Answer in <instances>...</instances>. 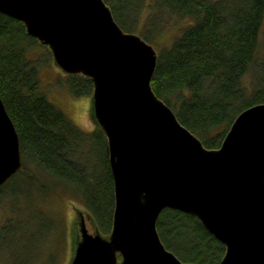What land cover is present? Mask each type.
Wrapping results in <instances>:
<instances>
[{
  "label": "water",
  "instance_id": "95a60500",
  "mask_svg": "<svg viewBox=\"0 0 264 264\" xmlns=\"http://www.w3.org/2000/svg\"><path fill=\"white\" fill-rule=\"evenodd\" d=\"M110 9L105 0H0V11L24 22L56 64L94 84L114 179L113 227L103 237L82 219L70 264H194L158 234L166 207L194 214L226 246L219 264H264V102L236 116L222 146L207 148L152 90L157 50L123 30ZM5 107L0 96V185L22 166Z\"/></svg>",
  "mask_w": 264,
  "mask_h": 264
},
{
  "label": "trees",
  "instance_id": "16d2710c",
  "mask_svg": "<svg viewBox=\"0 0 264 264\" xmlns=\"http://www.w3.org/2000/svg\"><path fill=\"white\" fill-rule=\"evenodd\" d=\"M105 2L123 30L140 34L156 47L152 90L207 148L222 146L236 116L264 102V0ZM23 23L0 11V96L19 133L23 162L42 170L25 171L24 165L0 185V202L7 199L11 206L0 226V257H7L4 264H31L40 240L55 224L40 209L46 203L33 195L32 183L40 185L44 201L51 195L64 197L57 193L60 187L79 197L103 234L111 233L115 204L104 130L86 132L41 90L39 61L33 55L38 46L45 49L48 45L29 35ZM175 24L176 32L161 44L156 37ZM92 82L83 74L64 78L75 97L92 95ZM89 143L92 153L102 150L100 160L86 156L84 163L80 151ZM14 180L15 186L7 189ZM200 221L192 213L166 207L156 224L166 248L182 261L219 264L226 246ZM56 239L59 245L62 238ZM50 250L51 255L39 264L60 263L58 246Z\"/></svg>",
  "mask_w": 264,
  "mask_h": 264
},
{
  "label": "rangeland",
  "instance_id": "374dc122",
  "mask_svg": "<svg viewBox=\"0 0 264 264\" xmlns=\"http://www.w3.org/2000/svg\"><path fill=\"white\" fill-rule=\"evenodd\" d=\"M145 17L146 15H141V24L144 23ZM176 28H178V25L175 24L174 26H171L169 30H166L165 34L156 38L161 42V44L166 43L168 40L166 38L170 39L171 35L176 32ZM261 33L262 39L264 40V28ZM39 42L41 41L39 40ZM154 48L156 47L154 46ZM37 49L38 50L36 54L33 55V58H36L39 61L40 87L45 95L48 96L54 105L58 106L63 112H65L66 115H68L76 123V125L84 129L86 132L91 133L96 131L98 128H101V125L95 116L93 94L84 97H75L72 95L66 84H64V78L67 75V72L56 64V60L54 59L50 47L48 46V48L44 49L43 47L38 46ZM90 146H92L91 143L82 147L83 151H80V153L85 155V159H81L84 163H86V156H89L91 161H96L101 155V149L98 154H94L88 148ZM22 160H25L23 155ZM23 165H25V171L30 172L31 170L38 169L37 166L33 165L30 161L25 162ZM38 170H42V168H39ZM37 172L38 175L41 174L40 171ZM14 183L15 180L8 186L7 189H11L13 185L15 186ZM30 186L31 188L29 189H33V195L38 197L42 203H46V205L41 204L42 207L40 209L44 210L49 219L53 218L56 220L44 241L40 240V244L37 247L36 259L33 260V262L31 261V264H39V261L44 258L47 259V257L51 255L50 249L53 246H58V251L61 253L60 256L59 253H56L59 256L58 257L56 255V258H58L57 260H61L59 264H70L75 255L77 242L81 237V220H85L90 233H95L97 231L100 232L97 227L95 217H93V214L87 209V207H85L79 197H73L74 195L65 192V189L60 190L61 187L57 190V193L62 192V196L64 197L60 198L59 196L51 195L47 201H44V199L41 198L42 188H39L40 185L32 183ZM6 200H2L3 202H0V226L8 219L11 212V210H9L11 208L10 203ZM9 200H11V198ZM100 234H102L103 237H109L110 235L103 234L102 232H100ZM57 237L62 238L61 243H59V245L61 244V247L56 242ZM6 260V256H1L0 264H4Z\"/></svg>",
  "mask_w": 264,
  "mask_h": 264
},
{
  "label": "bare ground",
  "instance_id": "6f19581e",
  "mask_svg": "<svg viewBox=\"0 0 264 264\" xmlns=\"http://www.w3.org/2000/svg\"><path fill=\"white\" fill-rule=\"evenodd\" d=\"M135 33V32H134ZM136 34H138V33H136ZM143 38V37H142ZM144 39V38H143ZM156 93V92H155ZM162 99V98H161ZM106 135V134H105ZM24 163H23V160H22V166H21V168H23L24 167V165H23ZM21 168H20V170H21ZM19 170V171H20ZM18 171V172H19ZM17 174V173H16ZM15 175V174H14ZM14 175L11 177V178H13L14 177ZM8 181H9V179H8ZM115 194V193H114ZM89 210V209H88ZM114 210H115V205H114ZM90 211V210H89ZM113 215H114V211H113ZM113 227V226H112ZM111 232H112V230H111ZM119 257V262H121L122 261V256L121 255H119L118 256ZM121 257V258H120ZM223 259V258H222ZM184 262V261H183ZM188 263H192V262H188ZM194 264H196V263H194Z\"/></svg>",
  "mask_w": 264,
  "mask_h": 264
}]
</instances>
